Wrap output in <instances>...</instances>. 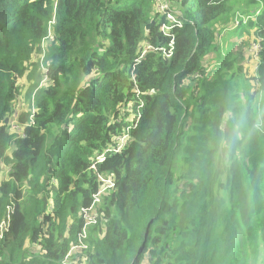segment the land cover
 Wrapping results in <instances>:
<instances>
[{
  "label": "trees",
  "instance_id": "obj_1",
  "mask_svg": "<svg viewBox=\"0 0 264 264\" xmlns=\"http://www.w3.org/2000/svg\"><path fill=\"white\" fill-rule=\"evenodd\" d=\"M163 1L181 27L155 0H0V264H264V132L209 154L222 102L264 89V0ZM25 75L50 85L18 116Z\"/></svg>",
  "mask_w": 264,
  "mask_h": 264
},
{
  "label": "clouds",
  "instance_id": "obj_2",
  "mask_svg": "<svg viewBox=\"0 0 264 264\" xmlns=\"http://www.w3.org/2000/svg\"><path fill=\"white\" fill-rule=\"evenodd\" d=\"M236 103L239 107H230L227 99L222 102L210 137L209 154L221 167L231 165L233 158L238 155V146L245 137L264 132V89L259 94L255 90L247 94L241 93ZM133 122L134 120L129 127H132Z\"/></svg>",
  "mask_w": 264,
  "mask_h": 264
},
{
  "label": "rangeland",
  "instance_id": "obj_3",
  "mask_svg": "<svg viewBox=\"0 0 264 264\" xmlns=\"http://www.w3.org/2000/svg\"><path fill=\"white\" fill-rule=\"evenodd\" d=\"M155 1H156V6H155L156 9L154 11V15L155 16H157V15L161 16V15H165V14L169 13L164 8V1L163 0H160V2L157 1V0H155ZM247 7H250V5H245V4L242 3V9L243 10L246 9ZM251 17H253V13L251 14ZM245 18H249V17H244V20H245ZM242 21H243V18L241 19V22ZM164 30H166V29H164ZM252 33H253V31L250 32L249 36H251ZM226 34H227L226 32L223 34L224 35L223 36L224 37L223 38L224 41L221 39L223 45L225 44V40H226L225 38L227 37ZM247 37H248V35H244L242 37L243 40L241 42L244 43ZM234 40L235 39H231V41H229V42H233ZM226 42H227V40H226ZM144 45H145V43L142 44L141 47H140V58L143 57L144 54L146 53L147 46L145 47ZM239 47L244 48V44L239 45ZM254 49H257V48L254 47ZM246 50L248 51V53H250V50L249 49H246ZM255 56L257 57V53L256 52L254 53L253 57L255 58ZM248 57L251 58V56H248V55H245L244 56V58H245L244 59V65H248V64H246ZM39 60H40V62L43 61L42 58H39ZM258 64L259 63H257V62L256 63L255 62L249 63L248 70H249L250 76H252V77L254 76L255 72L257 71V69H255V67H258ZM199 77H200V75L199 74H196L193 79H197ZM15 82H16L15 83L16 95H15V98L13 100L14 101L13 106L15 107L14 108V112H18V114H17L18 116H19V113H22L21 111L24 110V112H26V111L30 110L31 108H34L36 93L41 89V87H43V86H49L50 85V82L42 80L43 83H41L36 88L35 85H34V82L29 81L27 79V76L26 75L23 76L22 78H19V79L15 80ZM252 84H253V82H252ZM262 86H263V82L262 81L261 82L258 81V82H256V84H254V87H256L255 88V91L257 92V94H259ZM252 89L249 92H252L253 91ZM132 120H134V122L132 124V127L133 126H136V124L138 122L137 116H134V117L132 116L130 118V121H132ZM18 128L19 127L16 124L11 123L10 128H9V131L12 134H16ZM1 179L4 181V180L7 179V176L4 174ZM256 217L260 221L263 220L264 219V209L261 212H259L256 215ZM5 227H6V225H3L2 229H4ZM241 248H244V245ZM242 264H251L250 259L247 258ZM260 264H262V262H260Z\"/></svg>",
  "mask_w": 264,
  "mask_h": 264
},
{
  "label": "built area",
  "instance_id": "obj_4",
  "mask_svg": "<svg viewBox=\"0 0 264 264\" xmlns=\"http://www.w3.org/2000/svg\"><path fill=\"white\" fill-rule=\"evenodd\" d=\"M157 1L160 2V0H157ZM164 8L166 9V3H165V2H164ZM165 16H166V18H167V21H169V26H171V25H173V24H176L177 27H181V26H182L177 20H175V18H174L170 13L165 14ZM165 26H166V27H165ZM164 29H166V30H164ZM162 30H163L164 32H168L169 27H168L167 25L164 24V25L162 26ZM132 81H133V83L135 84V80L132 79ZM135 88H136V86H135ZM135 92H136L137 94H139V91H138V90H135ZM137 118H138V120H139L140 117L137 116ZM131 128H135V126H133V127H128L127 129H125V131H124V135L115 138V140H114V146L111 147V148L109 149V151H110V150H113L114 152H118V153H120L122 150H124L125 148H127V146H128L129 143H130L129 130H130ZM98 158H99L100 161H102L103 158H104V155H101V156L98 157ZM99 177H100V176H99ZM100 180H101V182H102V184H103V185H102V192H105L106 190H109V189H111V188L114 187V182H113V181L111 182V180H106L105 178H100ZM64 264H67V263H64Z\"/></svg>",
  "mask_w": 264,
  "mask_h": 264
}]
</instances>
